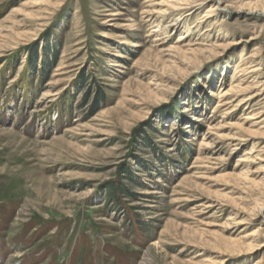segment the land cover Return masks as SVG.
Segmentation results:
<instances>
[{
    "label": "rangeland",
    "instance_id": "1",
    "mask_svg": "<svg viewBox=\"0 0 264 264\" xmlns=\"http://www.w3.org/2000/svg\"><path fill=\"white\" fill-rule=\"evenodd\" d=\"M0 264H264V0H0Z\"/></svg>",
    "mask_w": 264,
    "mask_h": 264
},
{
    "label": "trees",
    "instance_id": "2",
    "mask_svg": "<svg viewBox=\"0 0 264 264\" xmlns=\"http://www.w3.org/2000/svg\"><path fill=\"white\" fill-rule=\"evenodd\" d=\"M102 94L100 93V94H98V96H101ZM85 96V99H86V97H87V95H84ZM102 98V97H101ZM97 99H99V98H97ZM113 191H114V189L113 188H111L110 189V192H109V194H110V196H111V198L112 197H114V193H113Z\"/></svg>",
    "mask_w": 264,
    "mask_h": 264
},
{
    "label": "bare ground",
    "instance_id": "3",
    "mask_svg": "<svg viewBox=\"0 0 264 264\" xmlns=\"http://www.w3.org/2000/svg\"><path fill=\"white\" fill-rule=\"evenodd\" d=\"M191 2H192V1H191ZM194 2H195V1H194ZM194 2H192V3H194ZM192 3H180V4H183V5H186V4H187V5H189V4H192ZM190 6H191V5H190ZM186 7H187V6H186ZM193 7H194V5H193ZM189 8H190V7H189ZM191 10H192V9H191ZM194 10H195V9H194ZM190 13H192V11L189 12V13L187 12V14H190Z\"/></svg>",
    "mask_w": 264,
    "mask_h": 264
}]
</instances>
